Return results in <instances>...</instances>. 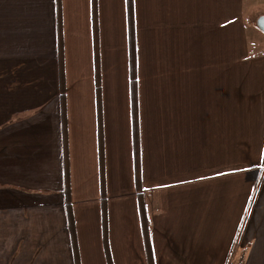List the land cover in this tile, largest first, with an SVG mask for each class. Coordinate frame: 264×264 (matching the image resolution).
Returning <instances> with one entry per match:
<instances>
[{"label":"crops","instance_id":"obj_1","mask_svg":"<svg viewBox=\"0 0 264 264\" xmlns=\"http://www.w3.org/2000/svg\"><path fill=\"white\" fill-rule=\"evenodd\" d=\"M108 1L109 13L115 16L123 0H98L100 39ZM247 1L264 2L144 0L147 42L145 59L139 49V70L140 62L146 61L145 76L139 74V189L131 100L126 96L128 102L123 98L124 105H117L123 92L106 93L101 46L112 264H148L139 193L146 200L149 251L155 264H264V56L249 53ZM62 2L66 75L72 51L68 31L73 27L77 37L82 18L93 46L92 8L91 0ZM254 14L258 18L264 11ZM92 56L94 74V46ZM66 83L64 117L80 263L109 264L95 77L87 92L72 94L77 82L68 75ZM59 93L57 0H0L2 210L18 218L26 202L56 201L61 235L49 251L51 263L76 264L63 194ZM77 95L87 99L75 102ZM60 245L63 250L56 248Z\"/></svg>","mask_w":264,"mask_h":264},{"label":"rangeland","instance_id":"obj_2","mask_svg":"<svg viewBox=\"0 0 264 264\" xmlns=\"http://www.w3.org/2000/svg\"><path fill=\"white\" fill-rule=\"evenodd\" d=\"M145 2L137 1L139 49L144 59L147 42ZM109 7L108 1L107 14L102 19L100 39L105 71L103 77L106 93L123 92V96L119 94L117 105L121 102L124 105V99L128 102L126 96L131 100L126 2L122 1L121 9L116 8L115 16L110 15L111 7ZM259 11H264V2L247 1L245 3L246 37L249 53L254 54L253 56H257L259 52L261 56H264V32L257 27V17L254 14ZM68 36L72 51L69 66L68 64L66 66V75L77 82V86L71 93L90 91L94 86L93 46L92 36L88 35L83 18L80 19V32L77 37L73 27L68 31ZM145 73L146 61H141L139 74H143L142 77H144ZM86 99V95L83 97L77 95L73 98L78 103ZM26 195L29 197L30 191ZM49 199L54 200L53 196ZM58 210L56 201H50L49 204L43 202L42 205L26 202L17 211L19 217L14 218L12 213L10 217L6 212L3 213L0 201V264H52L49 251L61 235L58 232ZM56 248L63 250L62 245Z\"/></svg>","mask_w":264,"mask_h":264},{"label":"trees","instance_id":"obj_3","mask_svg":"<svg viewBox=\"0 0 264 264\" xmlns=\"http://www.w3.org/2000/svg\"><path fill=\"white\" fill-rule=\"evenodd\" d=\"M92 8V27H93V46H94V77H95V93H96V107L98 119V144H99V172H100V186H101V206L103 213V233L104 246L108 256L109 264H112L109 251V242L107 237V190H106V170H105V139L103 126V101H102V57L100 45V29H99V2L98 0H91ZM127 9V27H128V45H129V65H130V87H131V113H132V141L134 152V174L135 183L139 189L142 180V161H141V132H140V111H139V39L138 26L136 14L135 0H126ZM57 23H58V56L60 67V106L63 118L62 124V147L65 166V209L68 222L69 233L72 240V248L76 264L80 263L76 220L73 208V202L70 190V174H69V157H68V129L67 121L65 120L66 103L68 88L66 83V75L64 72V15L63 2L57 0ZM257 25V22H256ZM139 204L141 219L146 237V245L148 247V264H155V260L149 251L150 242L148 237V212L145 196L139 193Z\"/></svg>","mask_w":264,"mask_h":264},{"label":"water","instance_id":"obj_4","mask_svg":"<svg viewBox=\"0 0 264 264\" xmlns=\"http://www.w3.org/2000/svg\"><path fill=\"white\" fill-rule=\"evenodd\" d=\"M257 27L264 32V15L257 18Z\"/></svg>","mask_w":264,"mask_h":264}]
</instances>
